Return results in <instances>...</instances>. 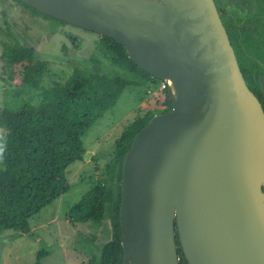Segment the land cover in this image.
I'll return each instance as SVG.
<instances>
[{"label": "water", "instance_id": "obj_1", "mask_svg": "<svg viewBox=\"0 0 264 264\" xmlns=\"http://www.w3.org/2000/svg\"><path fill=\"white\" fill-rule=\"evenodd\" d=\"M126 47L171 81L126 155L124 264H264V106L215 0H20ZM264 99V77L261 78Z\"/></svg>", "mask_w": 264, "mask_h": 264}, {"label": "trees", "instance_id": "obj_2", "mask_svg": "<svg viewBox=\"0 0 264 264\" xmlns=\"http://www.w3.org/2000/svg\"><path fill=\"white\" fill-rule=\"evenodd\" d=\"M15 1L38 16L68 25ZM218 9L248 86L264 102V74L253 73L242 56L249 38H242L237 23L223 17L219 5ZM99 36L101 40L92 58L76 64L69 81L48 91L42 103L0 108V130L4 132V139L0 140V236L7 232L31 235V220L70 192L67 170L85 159L84 136L118 103L126 88L158 80L131 60L125 46L113 38ZM13 49L15 52L10 47L5 52L11 62L30 61L26 66L27 81L43 76L46 63L36 60L33 49L23 45ZM171 110L166 85L162 108L148 111L121 135L109 157L104 180L71 209L69 219L73 223L109 219L112 225V239L89 264H124L120 212L126 155L137 134L156 115ZM177 244L180 264H189L178 236ZM49 256L50 248L41 249L35 264H42Z\"/></svg>", "mask_w": 264, "mask_h": 264}, {"label": "rangeland", "instance_id": "obj_3", "mask_svg": "<svg viewBox=\"0 0 264 264\" xmlns=\"http://www.w3.org/2000/svg\"><path fill=\"white\" fill-rule=\"evenodd\" d=\"M219 3L224 15L237 23L238 34L249 38L242 50L246 66L253 73L264 74V0ZM100 40L97 33L47 20L15 0H0V108L42 103L48 91L69 81L76 64L92 58ZM20 45L33 49L36 60L46 63L42 77L27 81L30 61L14 63L6 58L7 48L15 52L13 48ZM166 85L172 86V82L155 80L125 89L118 103L84 136L85 159L67 170L70 192L31 220V235L7 232L0 236V264H35L45 247L50 248L51 256L42 264H89L100 255L102 246L112 239L110 220L77 224L69 213L104 180L121 135L148 111L162 108Z\"/></svg>", "mask_w": 264, "mask_h": 264}, {"label": "flooded vegetation", "instance_id": "obj_4", "mask_svg": "<svg viewBox=\"0 0 264 264\" xmlns=\"http://www.w3.org/2000/svg\"><path fill=\"white\" fill-rule=\"evenodd\" d=\"M216 2V1H215ZM217 2H218V5H219V7H220V9H221V12H222V16L223 17H226L227 18V16H225L224 15V13H223V10H222V8H221V6H220V3H219V0H217ZM217 4V3H216ZM218 5H217V7H218ZM219 10V9H218ZM220 13V12H219ZM232 19V18H231ZM233 20V19H232ZM239 61V60H238ZM264 77V76H263ZM260 99V98H259ZM260 101L262 102V104H263V106H264V102L260 99Z\"/></svg>", "mask_w": 264, "mask_h": 264}]
</instances>
